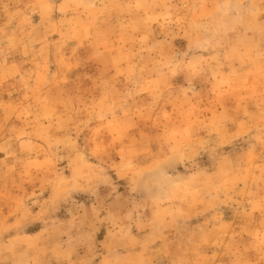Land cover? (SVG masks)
<instances>
[{
	"label": "rangeland",
	"instance_id": "rangeland-1",
	"mask_svg": "<svg viewBox=\"0 0 264 264\" xmlns=\"http://www.w3.org/2000/svg\"><path fill=\"white\" fill-rule=\"evenodd\" d=\"M0 264H264V0H0Z\"/></svg>",
	"mask_w": 264,
	"mask_h": 264
}]
</instances>
